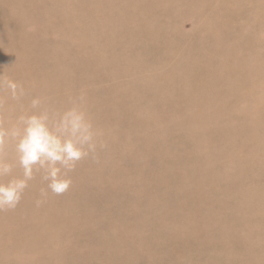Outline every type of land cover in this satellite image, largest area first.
Segmentation results:
<instances>
[{
	"label": "rangeland",
	"instance_id": "374dc122",
	"mask_svg": "<svg viewBox=\"0 0 264 264\" xmlns=\"http://www.w3.org/2000/svg\"><path fill=\"white\" fill-rule=\"evenodd\" d=\"M0 76V124L82 98L100 133L0 211V264H264V0H0Z\"/></svg>",
	"mask_w": 264,
	"mask_h": 264
},
{
	"label": "clouds",
	"instance_id": "9594fccd",
	"mask_svg": "<svg viewBox=\"0 0 264 264\" xmlns=\"http://www.w3.org/2000/svg\"><path fill=\"white\" fill-rule=\"evenodd\" d=\"M4 89L13 100L26 95L22 84L0 76V90ZM82 103L81 98L56 108L41 97H33L28 110L8 126L0 124V211L18 206L37 173L47 184L41 196L46 197L49 190L63 194L71 185L69 173L85 157L95 158L100 133ZM8 147L13 155L5 159ZM17 167L20 174L14 171Z\"/></svg>",
	"mask_w": 264,
	"mask_h": 264
}]
</instances>
